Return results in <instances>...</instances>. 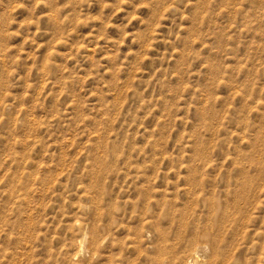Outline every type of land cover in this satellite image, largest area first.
<instances>
[{"label": "rangeland", "instance_id": "374dc122", "mask_svg": "<svg viewBox=\"0 0 264 264\" xmlns=\"http://www.w3.org/2000/svg\"><path fill=\"white\" fill-rule=\"evenodd\" d=\"M0 264H264V0H0Z\"/></svg>", "mask_w": 264, "mask_h": 264}, {"label": "bare ground", "instance_id": "6f19581e", "mask_svg": "<svg viewBox=\"0 0 264 264\" xmlns=\"http://www.w3.org/2000/svg\"><path fill=\"white\" fill-rule=\"evenodd\" d=\"M224 112H226L225 110H224ZM224 114V113H223ZM223 118H224V116H222ZM222 117H220L221 119H222ZM222 121V120H221ZM218 123H221V122H218ZM219 125H221V124H219Z\"/></svg>", "mask_w": 264, "mask_h": 264}]
</instances>
